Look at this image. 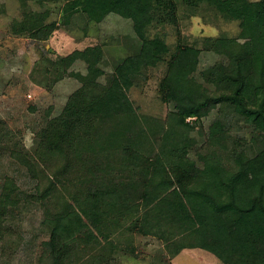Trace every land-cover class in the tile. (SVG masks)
<instances>
[{"label": "trees", "instance_id": "trees-1", "mask_svg": "<svg viewBox=\"0 0 264 264\" xmlns=\"http://www.w3.org/2000/svg\"><path fill=\"white\" fill-rule=\"evenodd\" d=\"M54 1L64 2L65 21L81 15L99 24L109 14L130 20L141 47L137 55L115 67L106 84H84L71 94L59 116L47 122L39 134L42 153L65 161L56 173L67 175L74 170L78 179L60 182V193L68 192L70 186H78L80 191L72 196L73 203L57 201L55 213L47 220L44 246L51 264H66L72 244H79L87 231L86 242L95 239L94 232L108 240L113 230L128 223L129 231L156 237L165 244L190 231L179 219L164 184L158 182L162 169L171 186L178 189L192 186L203 174L189 151L176 142L184 133L171 125L162 128L155 124V138L139 144L117 128L120 123H135L137 118L108 110L149 67L160 63H166L159 85L161 99L173 106L170 118L178 129L192 131L216 110L222 119L211 123L208 139L218 142L217 137L238 122L249 130L244 147L228 152L234 170L220 164L227 176L207 182L199 193L195 219L201 225L221 219L228 240L209 235L208 245L222 264H264V0H183L195 10L204 4L225 20L237 22L239 29L232 38L204 39V51L217 54L219 61L198 75L203 50L180 42L170 54L163 37L147 35L154 23H174L177 7L173 0ZM30 20L37 39L47 40L54 26ZM62 62L71 65L74 54ZM189 118L194 121L186 122ZM155 142L156 152L151 147ZM200 159L205 161L203 155ZM27 170L34 172L30 165ZM54 186L49 185L47 192ZM155 189L163 193L157 200ZM17 197L16 187L6 183L0 194V218L9 217ZM153 205L158 206L157 211L142 216ZM177 254V249L172 252Z\"/></svg>", "mask_w": 264, "mask_h": 264}, {"label": "rangeland", "instance_id": "rangeland-1", "mask_svg": "<svg viewBox=\"0 0 264 264\" xmlns=\"http://www.w3.org/2000/svg\"><path fill=\"white\" fill-rule=\"evenodd\" d=\"M173 1L177 7L174 23H154L147 35L163 37L170 54L180 42L203 50L195 74L198 75L219 61L217 54L204 51V39L235 37L239 32L237 22L225 20L204 4L195 10L183 0ZM63 6V1L54 0H0V194L6 183L18 191L11 214L0 218V264H51L44 246L48 240L47 220L55 213L57 201L73 203L72 196L80 191L78 186H70L68 192L60 193V182L78 179L74 170L67 175L56 173L65 161L42 153L39 134L47 122L59 116L71 94L84 84H106L115 67L125 58L137 55L141 47L130 20L109 14L99 24L88 22L81 15H72L65 21ZM30 19L54 26L47 40L37 39L28 24L33 23ZM73 54L74 63L66 67L62 59ZM165 74L166 63L149 67L108 110L137 118V122L120 123L117 128L128 132L139 144L155 138V124L162 128L171 125L184 133L176 137V142L189 151V157L203 169V174L192 186L178 189L171 186L162 169L158 182L164 184L179 219L190 231L167 244L129 231L128 223L113 230L108 240L94 232L95 239L86 242L87 231L79 244H72L66 264H222L211 253L208 237L228 240V232L219 217L206 225L196 221L198 196L207 182L227 176L220 164L234 170L228 152L244 147L243 140H249L250 132L238 122L219 135L218 142L208 139L211 123L222 119L216 110L203 118L196 129H178L170 118L173 106L161 99L159 85ZM193 121L186 119L188 123ZM157 146L158 142L151 146L154 152ZM29 165L33 173L28 172ZM51 184L57 187L48 193ZM154 192L156 200L163 194L159 189ZM157 209L153 205L142 216ZM176 249L178 254L173 256Z\"/></svg>", "mask_w": 264, "mask_h": 264}]
</instances>
